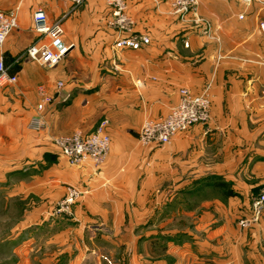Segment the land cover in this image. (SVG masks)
Here are the masks:
<instances>
[{
	"label": "crops",
	"instance_id": "1",
	"mask_svg": "<svg viewBox=\"0 0 264 264\" xmlns=\"http://www.w3.org/2000/svg\"><path fill=\"white\" fill-rule=\"evenodd\" d=\"M124 1L131 35L149 40L137 50L113 47L105 0H0V11L19 7L0 49L17 78L0 88V264H34L51 248L56 258L64 244L75 264L112 252L122 264H264V212L249 229L237 226L264 184V6L198 0L180 20L168 0ZM37 8L70 46L52 69L25 55L46 42L34 31ZM182 88L207 89L209 121L141 146L142 123L165 118ZM43 96L50 102L38 112ZM36 116L40 131L29 128ZM102 121L103 166L59 156L53 138ZM68 187L82 195L69 214H55Z\"/></svg>",
	"mask_w": 264,
	"mask_h": 264
},
{
	"label": "built area",
	"instance_id": "2",
	"mask_svg": "<svg viewBox=\"0 0 264 264\" xmlns=\"http://www.w3.org/2000/svg\"><path fill=\"white\" fill-rule=\"evenodd\" d=\"M74 6L79 5L81 0H70ZM244 4L256 1L264 6L261 0H239ZM170 5L169 14L184 20L189 14H195L198 0H168ZM109 9L107 26L116 34L114 48L126 47L132 50L139 49L149 43L144 36L132 34L133 20L128 14V6L124 0H105ZM19 7L8 11H0V49L3 47L10 33L18 25ZM34 31L46 39V42H37L25 50L26 57L48 69L56 67L68 53L70 46H66L61 39L62 29L59 23H48L45 13L37 8L33 12ZM264 31V25L260 24ZM186 46V45H185ZM17 78L10 74L9 68L4 64L0 56V88L15 84ZM62 83H56L57 92H61ZM49 98L43 96L36 106L38 112L44 110ZM210 119V98L207 89L198 95H193L185 88L179 90L178 103L173 106L165 118L158 120L146 119L138 132L137 140L141 146L147 147L152 144L164 146L180 134H186L194 125L206 124ZM106 122H100L90 133L82 135L73 133L70 135L55 137L52 140L58 149L59 156L70 166L90 164L95 168L103 166L107 160L110 146V138L107 135ZM29 128L40 131L44 128V121L40 116L34 117L29 122ZM82 192L76 188H66L65 194L54 206L55 214H69L72 206L81 197ZM251 217L238 222L241 229L250 227L257 222L264 212V184L259 193L254 197L251 204Z\"/></svg>",
	"mask_w": 264,
	"mask_h": 264
},
{
	"label": "rangeland",
	"instance_id": "3",
	"mask_svg": "<svg viewBox=\"0 0 264 264\" xmlns=\"http://www.w3.org/2000/svg\"><path fill=\"white\" fill-rule=\"evenodd\" d=\"M261 218H262V215H261V217H259L258 221L257 222H254L253 224L258 223ZM243 219H245V218H243ZM243 219H240V220H243ZM238 222H237V226H238ZM249 228L250 227L244 228V229L247 230ZM56 251L58 252V250H55L54 248L53 249L52 248L51 249H48L47 250L48 256H46V258L43 257V259H42L41 255H40V257L39 256H36V260H35V263L34 264H75V262H74V256L76 255V252L75 251L74 252L71 251L69 249V245L68 244H64L62 254L61 255H58L56 258H54L53 257V254ZM245 259H247V258L244 257V260ZM45 260H46V262H45ZM87 260H88V262H90L88 264H92V263L93 264H122L121 261H120V258L118 259V257H116L113 252L111 254V259L110 258H107V257L106 258H102V256H100L99 261L95 257L94 258L87 259ZM94 260L96 261L95 263L93 262ZM13 262H14V264H21V258H19V259L18 258H13ZM42 262H45V263H42Z\"/></svg>",
	"mask_w": 264,
	"mask_h": 264
}]
</instances>
